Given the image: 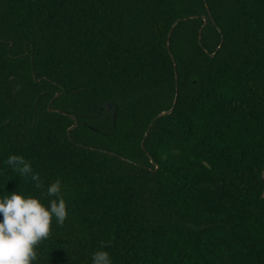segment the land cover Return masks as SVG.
Wrapping results in <instances>:
<instances>
[{
  "label": "trees",
  "instance_id": "obj_1",
  "mask_svg": "<svg viewBox=\"0 0 264 264\" xmlns=\"http://www.w3.org/2000/svg\"><path fill=\"white\" fill-rule=\"evenodd\" d=\"M57 180L36 264H264V0H0V196Z\"/></svg>",
  "mask_w": 264,
  "mask_h": 264
},
{
  "label": "clouds",
  "instance_id": "obj_2",
  "mask_svg": "<svg viewBox=\"0 0 264 264\" xmlns=\"http://www.w3.org/2000/svg\"><path fill=\"white\" fill-rule=\"evenodd\" d=\"M7 164L14 171L30 177L37 189L43 183L32 165L21 155H9ZM52 197L45 204L39 197L14 191L0 196V264H36L38 244L49 238L53 221L63 225L68 211L59 180L46 187ZM91 264H113L107 251L98 250Z\"/></svg>",
  "mask_w": 264,
  "mask_h": 264
},
{
  "label": "water",
  "instance_id": "obj_3",
  "mask_svg": "<svg viewBox=\"0 0 264 264\" xmlns=\"http://www.w3.org/2000/svg\"><path fill=\"white\" fill-rule=\"evenodd\" d=\"M202 28H203V27H202ZM202 28H201V30H202ZM169 51H170V53H171V50H170V49H169ZM216 52H217V51L211 53V55L214 56ZM57 95H59V92H57L56 96H57ZM177 98H178V94H176L175 101H174V104L172 105V107H171L170 109H168V110H165V111L160 112V113L158 114L157 117H159V116H161V115H164V114H170V113H172L173 110H174V108H175V105H176V102H177ZM107 107H108V108L113 107V102L108 101V103H107ZM49 109H50V110H54V109L51 108L50 106H49ZM69 115H70L73 119H75V123L72 124V125L69 127V129H68V132L70 133L71 129H73L74 127L77 126V124H78V120H77V117H76L75 114H72V113H71V114H69ZM155 118H156V117H155ZM152 123H153V122H151L150 127L152 126ZM146 135H147V134H145V137H146ZM144 140H145V138H144ZM143 149H144L145 151H147V148H146V146H145L144 144H143ZM147 153L149 154V152H147ZM151 161L153 162L154 159L151 158ZM157 169H158V165H156V167H155L154 170H157Z\"/></svg>",
  "mask_w": 264,
  "mask_h": 264
}]
</instances>
